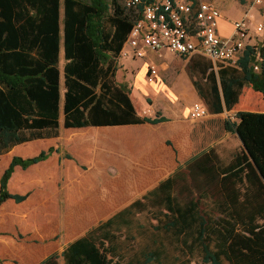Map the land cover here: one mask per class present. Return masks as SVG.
Listing matches in <instances>:
<instances>
[{
	"label": "trees",
	"instance_id": "16d2710c",
	"mask_svg": "<svg viewBox=\"0 0 264 264\" xmlns=\"http://www.w3.org/2000/svg\"><path fill=\"white\" fill-rule=\"evenodd\" d=\"M140 14L141 6L127 8L123 0H0V155L13 145L57 137L61 51L64 129L163 120L139 117L130 92L115 81L117 59ZM253 56L254 49L246 48L238 65L264 101V64ZM221 86L233 105V87ZM226 127L238 137L241 152L228 160L212 151L194 158L71 243L64 264H190L195 254L202 264H264V114L238 112ZM53 151L12 158L0 179V205L24 199L7 190L14 168L26 169ZM242 177L256 187L250 194L254 204L237 203ZM57 259L53 254L41 264Z\"/></svg>",
	"mask_w": 264,
	"mask_h": 264
},
{
	"label": "crops",
	"instance_id": "0c3cea01",
	"mask_svg": "<svg viewBox=\"0 0 264 264\" xmlns=\"http://www.w3.org/2000/svg\"><path fill=\"white\" fill-rule=\"evenodd\" d=\"M208 1L215 5L213 0ZM230 9L237 10V18L228 21L218 8L217 35L232 38L234 22L244 20L248 28L239 60L246 48H253L254 61L258 62L264 56V38L257 36L254 27L264 23V3L253 5L248 0H237V8ZM226 26L231 27V33L224 31ZM124 48L133 50L126 42ZM140 49L143 56L138 60L144 65L126 63L124 74L133 84L129 97L137 115L163 119L155 125L64 129V60L62 51L59 53L57 137L13 145L0 155L1 179L12 158L29 159L50 148L54 150L44 161L26 169L14 168L7 190L24 199H7L0 205V264H41L53 254L58 256V264H64L62 254L71 243L112 220L194 158L212 151L224 159L228 152L234 156L242 151L238 137L227 131L226 115L264 114V101L245 82L241 67L221 65L199 54L180 57L168 51H163L167 55L157 67L143 62L146 49ZM151 67L156 74L149 81ZM221 81L233 87V105L223 97ZM133 92L140 105L138 110ZM196 102L206 107V118L190 117V108ZM236 188L238 204L256 203L250 197L256 187L243 177Z\"/></svg>",
	"mask_w": 264,
	"mask_h": 264
},
{
	"label": "built area",
	"instance_id": "2783aa9c",
	"mask_svg": "<svg viewBox=\"0 0 264 264\" xmlns=\"http://www.w3.org/2000/svg\"><path fill=\"white\" fill-rule=\"evenodd\" d=\"M127 8L141 6L140 18L136 20L127 37L126 44L133 50L145 48L152 53L168 51L180 57L199 54L221 65L237 66L244 49L242 40L248 28L244 20L234 22L232 38L217 35L220 12L208 0H123ZM253 5H261L264 0H248ZM255 31H264V23L255 25ZM139 57L143 53H138ZM264 64V56L258 61ZM254 71L258 66L253 67ZM154 67L149 70L148 79L155 76ZM208 116L206 107L201 102L193 103L190 117L194 120ZM235 117L232 116L231 120Z\"/></svg>",
	"mask_w": 264,
	"mask_h": 264
},
{
	"label": "rangeland",
	"instance_id": "374dc122",
	"mask_svg": "<svg viewBox=\"0 0 264 264\" xmlns=\"http://www.w3.org/2000/svg\"><path fill=\"white\" fill-rule=\"evenodd\" d=\"M83 1V0H82ZM122 1V0H121ZM215 5L221 10L223 16L225 19L228 21H231L233 19L237 18V10H229L231 7L237 8V0H213ZM62 2V0H61ZM221 4V5H220ZM61 13H62V8H61ZM62 25V24H61ZM62 29V26H61ZM225 32H230L231 33V27L226 26L224 27ZM260 39L264 38V32L258 33L257 35ZM146 52V58H144L143 62L146 63H154L155 65H159L160 61H163L165 59V56L167 55V52H160V53H152L150 51H145ZM138 53H143L141 50H132V52H128L126 48H124L121 52L120 55L117 59V66H116V72H115V81L117 84H124L126 86V90L130 92V88L133 87L132 81L130 77L125 76L124 72L126 69L125 64L130 63V62H137L138 64H141L142 66V61L138 60L141 57H139ZM166 54V55H165ZM177 60V59H176ZM125 62V63H124ZM138 67H135V70H137ZM134 71V68H132ZM133 97V102L137 107V110L139 109V104L134 96V92L132 94ZM232 115H226L227 120H234V118L231 120ZM232 153L228 152L225 156L224 159L228 160L231 157ZM135 247H137V243H134ZM190 264H202L200 261V257L195 254L194 257L191 259Z\"/></svg>",
	"mask_w": 264,
	"mask_h": 264
}]
</instances>
